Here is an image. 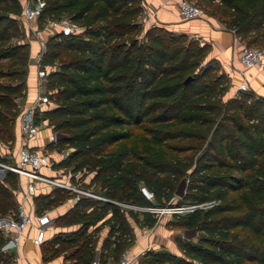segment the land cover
I'll return each instance as SVG.
<instances>
[{
    "label": "trees",
    "instance_id": "16d2710c",
    "mask_svg": "<svg viewBox=\"0 0 264 264\" xmlns=\"http://www.w3.org/2000/svg\"><path fill=\"white\" fill-rule=\"evenodd\" d=\"M200 1L214 4L213 13L224 17V26L239 40L252 43L264 36V0ZM42 2L40 27L48 19L67 17L83 28L77 34L50 35L40 58L43 68L50 67L47 90L54 91L36 123L47 120L53 132L65 135L49 147L71 148L55 165H73V173L83 175L95 171L96 179L104 176V195L138 206H166L184 177L180 203H211L181 216L184 228L201 233L197 241L176 238L180 255L148 250V264H264V97L238 91L224 99L227 76L216 65H200L209 45L184 33L152 25L145 41L122 45L140 29L142 0ZM21 9L20 0H0V60L9 62L18 96L25 92L29 61ZM16 106L0 96V141H14ZM144 121L150 123L144 153L126 143L106 150ZM17 183L12 171L0 180V214L16 209L12 189ZM142 183L153 200L141 193ZM64 195L71 196L59 187L39 194L37 209ZM141 214L142 225L157 222L155 213ZM61 219L66 226L80 225L74 236L50 241L51 246L74 247L68 264L94 261L95 224L101 219L110 227L104 248L116 260L133 241L125 216L110 201L95 204L80 196ZM4 242L0 232V264H17L13 254L1 250Z\"/></svg>",
    "mask_w": 264,
    "mask_h": 264
},
{
    "label": "built area",
    "instance_id": "2783aa9c",
    "mask_svg": "<svg viewBox=\"0 0 264 264\" xmlns=\"http://www.w3.org/2000/svg\"><path fill=\"white\" fill-rule=\"evenodd\" d=\"M42 0H23L21 1L20 17L29 25L31 21L38 19L41 9ZM178 12L180 17L185 20L200 18L203 16L201 8L192 0H178ZM42 30L49 31V35L61 33L62 35L80 33L83 28L78 23L67 17L57 19H48L40 29L34 30L37 37L40 36ZM240 61L245 69L264 68V48H255L242 46L240 51ZM250 89L249 80L243 73L242 80L237 86L236 91H246ZM49 97L45 91L37 96L30 104H24L18 114L19 129L21 133V144L15 146V162L5 163L0 161V168L17 173L20 178L26 177L25 186H20L21 191L17 208L11 213L0 214V232L5 242L2 245L3 250H12L14 258L20 260L24 258L23 249L24 241L29 240L33 245L40 246L47 239V232L53 225V218L47 211L36 212L26 207L27 203H31L33 196L44 188L59 187L68 190L71 195L91 196L103 201L113 202L112 199L102 195L95 194L91 191L83 189L72 182V178H76L77 173L71 172L68 167H53L49 157L37 149L28 145L30 140L37 137L39 132V124L36 123V114L40 109L47 105ZM50 141H56V133H51ZM5 145V144H3ZM1 146V144H0ZM49 169L53 173L46 174L43 170ZM39 183V185H38ZM143 196L151 201L153 200V192L145 185L139 187ZM210 202L200 204H188L178 207H171L173 213L192 211L196 208H202L210 205ZM138 207V206H137ZM144 211L167 210V207H138ZM132 257L128 251L124 250L119 257L118 264H129Z\"/></svg>",
    "mask_w": 264,
    "mask_h": 264
},
{
    "label": "crops",
    "instance_id": "0c3cea01",
    "mask_svg": "<svg viewBox=\"0 0 264 264\" xmlns=\"http://www.w3.org/2000/svg\"><path fill=\"white\" fill-rule=\"evenodd\" d=\"M23 1V0H20ZM142 13L138 18V22L142 24H147L148 26L152 25H161L174 33H184L189 37L198 39L202 44H208L209 50L205 56L208 60H212L213 65H216L218 68V73H224L228 76V78L234 83V90L236 92L237 86L242 80V74L244 73L248 80L250 88L264 97V68H249L245 69L243 64L240 61V51L242 44L240 40L236 37L234 32L225 26L220 25L216 20L209 18L203 15L200 18L185 20L180 17L178 12V0H142ZM20 25L22 29L25 31V42L29 43V61L27 67V76H26V96L23 99V104L32 103L37 96L41 93L43 87L42 79L45 77L41 76V71L48 70V66L43 68L40 64L41 54L44 50L45 43L49 38V31L42 30L39 37H37L34 33V30H38L41 27L38 24V20L31 21L29 25L20 17ZM45 108V106H43ZM41 121L47 122V120L42 119ZM39 132L35 139L30 140L28 145L34 149H37L40 152H44L43 144L44 138L50 136L51 133H55L52 129L45 134H42V127L39 123ZM21 133L19 129V122L16 119L15 127H14V143L15 146H19L21 144ZM50 142V140H49ZM57 153H59L57 149ZM15 154V152L13 153ZM64 157L61 156L58 159L57 163H59ZM56 163V164H57ZM53 167H59L55 164ZM62 167V166H61ZM46 174H52L53 172L49 169L43 170ZM27 181L26 177L20 178L18 177L17 186L12 189V194L14 200L16 202V208L19 203V198L21 191L19 190L20 186H25ZM39 185V183H38ZM54 187L44 188V190L37 192L36 195L33 196L32 202L27 203L26 207L28 209L34 210L36 212H41L37 209V205L35 201V197L39 194H43L45 190L49 193V190ZM75 196H70V204L73 202ZM43 211H47L46 209ZM49 212V211H47ZM150 212V211H149ZM50 214V212H49ZM52 217V216H51ZM107 217V216H106ZM105 217V218H106ZM157 223V222H156ZM155 223V224H156ZM152 231L148 232V230H141L138 226H130V231L133 236V241L128 247L126 251H128L129 255L133 258L129 264H143L139 260V255L142 251L146 250V248H150L151 244H156L158 242L162 243L169 248L170 252L176 255H180L181 252L176 244V239L171 236L172 231L177 230H168L166 228L158 229L153 228ZM94 227H91L93 229ZM109 228L107 232H109ZM150 230V227L148 228ZM147 231V233H145ZM58 232V229H54L53 225L47 232V239L40 246L33 245L29 240L24 241V258L20 260H16L17 264H61V260H47L44 255L41 254V247H43L47 242L51 241L52 237L55 233ZM108 236V235H107ZM167 238V239H165ZM97 248H99L97 246ZM1 250L4 252H8L13 254L12 250ZM108 249L102 247L101 252L105 253L103 259H106V264H118V260H116L112 254V251L108 253ZM97 252V251H96ZM98 260L97 258H95ZM98 262V261H97ZM148 264V263H146Z\"/></svg>",
    "mask_w": 264,
    "mask_h": 264
},
{
    "label": "rangeland",
    "instance_id": "374dc122",
    "mask_svg": "<svg viewBox=\"0 0 264 264\" xmlns=\"http://www.w3.org/2000/svg\"><path fill=\"white\" fill-rule=\"evenodd\" d=\"M192 1L201 8L203 15L216 20L218 23H220V25L224 26V23L222 22V19L224 17L220 16V14H218V13H215V14L213 13V10L215 7L214 4L209 5V4L202 2L200 0H192ZM149 27L150 26H148L147 24L141 23L140 29H139V31L136 32V34L134 35V38H132L131 36L126 37L123 40L122 45H126V47L128 48L134 42L136 43V45H138V43L145 41L144 35H145L146 30ZM240 43L242 44V46L244 45L247 47L264 48V36H260L256 42L251 43L247 40H240ZM124 49H125V47H122L120 49V51H122ZM207 63L213 64L212 60H208L207 58H204L201 61L200 65H204ZM8 67H9V62L7 60H0V84H1L0 85V96L6 97L8 100L15 102L17 105L14 115L11 116V120H12L13 128H14L18 114L24 105L23 99L26 96L25 95L26 92H24V93L22 92L23 94L18 96V92L12 90V87L14 85H16V83H17V79L10 76L11 74L9 72ZM48 70H50V67L48 68ZM46 73H47L46 71H41V76L45 77ZM227 79H228V87H227V91L224 95V99H227L229 97H233L238 92V91L235 92L234 83H232V81L228 78V76H227ZM42 83H43V85H42L43 89L42 90H44L47 93V95L50 99V95L53 93L54 90H52V89H50V91L47 90L45 79H42ZM25 89H26V86H25ZM246 92H252L253 96L256 98L263 97L260 94H257L256 92H254L251 88L249 90H246ZM102 112H104V111H102ZM40 125L42 127V132H41L42 134L47 133L49 131V129H51V125L49 124L48 121L47 122L40 121ZM149 126H150V123L147 121H144L142 123L130 126L128 128L130 133H131L130 137L118 141L117 143L107 147L106 150L109 151L111 149H115L121 143H126L133 151H136L139 153H144L145 152V145H146L144 138L146 136H148L147 128ZM174 142L175 141H171L170 143H174ZM48 143H49V138L45 137L44 138V144L42 146L44 148V153L49 157V160H50L52 165L56 164L58 159H60L61 156L66 157V155L71 150V148H69L68 146L51 148L48 146ZM178 143H181V141H178ZM0 144H1V146H0V161H3L5 163H10V164L14 163L15 162V158H14V154H13L15 152L14 143L0 141ZM3 144H5V145H3ZM57 149H58L59 153H57ZM166 151L169 153L170 152L172 153V151L170 149H167V147H166ZM186 153H189V152H181L180 155H185ZM72 168H73V165L68 167V169H70L71 172H73ZM8 171L9 170L0 168V180L4 179V177ZM95 175H96L95 171L89 172V173L84 174V175L82 173H77L76 178L75 177L72 178V182L75 185H77L83 189H86V190L91 191L95 194L107 197L106 195H104L102 193L104 190H102V188H101V183H102L104 176H101L99 179H96ZM18 177H20V176L18 175ZM185 178L186 177L181 179V181L182 180L186 181ZM181 181H179L177 183L176 191H177L178 186H179ZM142 185L146 186L145 183H142ZM50 191L51 190H49V192ZM45 192H47V190H45ZM71 196H73V195H71ZM84 197L93 201L95 204L103 203V200H100V199L95 198V197H91V196H84ZM111 199L113 200V203L118 206V209L121 212V214L125 216L126 227L129 231L131 229L130 226L133 225V226H138L141 230H148V232L150 231V233H151L152 227H150V230H149L148 229L149 227L142 225V223H141V219H142L141 212L144 211L143 209L138 208L139 207L138 205L132 204L130 202H124V201L116 199V198H111ZM70 201H71L70 195H68L67 197L65 196L63 199L52 203L51 205H49L46 208V210L50 212V215L53 218V228L58 229V232L55 233L54 236H58L60 239L70 238V237L74 236L75 232L80 229V225L74 224V225L66 226L62 223L61 217L64 214H66L67 211L70 209V207H71ZM35 202L36 201H34V203ZM181 205H183V204L180 203V195H178L176 192L174 194V196L171 198V200H169L167 202L166 206H163V207H167V210H165V211H161V210L150 211V212H153L157 215V223L154 225L153 228H158V229L166 228V229L171 230V231L174 229H177V230L172 231L171 236L173 235L172 237L175 239L178 237L186 238L184 236V229H186V228H184L180 223H181L182 214L186 213L187 211L173 213L172 210L169 209L171 207H178ZM185 205H188V204H185ZM140 207H148V206H140ZM150 207H152V206H150ZM103 220H105V219H101L95 224V227H97L98 231L94 235V238H95L94 261L91 264H98L97 261H99L100 259H102L103 256H105V253L101 252V249H102V247H104L106 239H107V235H108L107 229L109 227V224L103 223ZM145 233H147V231ZM200 234L201 233L198 230H196L195 234L192 235V237H190V238L193 241H197ZM165 239H167V238H165ZM97 246L99 248H97ZM129 246L130 245H128L124 250H127ZM74 250H75L74 247L67 246V245L51 246V243L49 241L43 247H41V254L44 255V257L47 260H56V259L61 260L62 259L61 264H68V263H70V261H73L71 254L73 253ZM148 250L170 252L169 248L166 247L163 244V242L151 244L150 248H146V250L142 251L141 254L139 255V260L143 264H146L149 261V258H147L145 256V253ZM107 251H108V253L110 252L109 249ZM179 253H181V252H179ZM95 258H97L98 260H96Z\"/></svg>",
    "mask_w": 264,
    "mask_h": 264
},
{
    "label": "water",
    "instance_id": "95a60500",
    "mask_svg": "<svg viewBox=\"0 0 264 264\" xmlns=\"http://www.w3.org/2000/svg\"><path fill=\"white\" fill-rule=\"evenodd\" d=\"M65 135L63 134V133H56V140H59L60 138H62V137H64ZM185 185H186V181H184V180H182L181 182H180V184H179V186H178V189H177V194L178 195H183V193H184V187H185ZM79 197L78 196H76L74 199H73V202H75V201H77V199H78ZM195 232H196V229L195 228H193V229H184V236L186 237V238H190V237H192V235H194L195 234Z\"/></svg>",
    "mask_w": 264,
    "mask_h": 264
}]
</instances>
